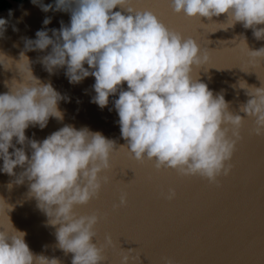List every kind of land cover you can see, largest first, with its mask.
<instances>
[{"label": "clouds", "instance_id": "1", "mask_svg": "<svg viewBox=\"0 0 264 264\" xmlns=\"http://www.w3.org/2000/svg\"><path fill=\"white\" fill-rule=\"evenodd\" d=\"M30 2L44 12H68L70 19L67 24L61 21L59 29L45 27L36 30L35 38L24 37V48L15 61L22 78H13L9 90L0 92V172L14 176L17 184L29 182V195L35 197L46 222L56 226L58 247L73 254L71 264H102V248L93 242L99 217L96 212L77 215L74 207L96 197L102 182L108 181L109 177L101 173L110 168L109 156L116 142L98 130L70 123L42 140L26 136L30 125L43 129L49 117L63 119L58 102L70 100L51 82H41L33 75L26 52L47 50L39 57L40 62L49 73L63 67L69 83L93 76L95 94L90 102L101 108L118 92L113 107L125 140L120 146H126L136 160L147 158L157 169L198 174L210 182L229 173L231 164L227 162L240 139L245 116L254 117L252 131L264 135V83L256 87L238 81L249 98L233 112L223 90L214 94L207 83L191 75L193 66L208 60V52L193 37L170 28L151 9L134 8L132 0ZM168 3L173 12L189 17L211 20L226 13L227 24L220 28L242 22L243 27L252 28L257 39H264V26L258 27L264 25V0ZM117 5L119 9L113 10ZM12 11L8 9L9 16ZM50 20L45 16L42 23L47 25ZM8 22L0 17V37ZM12 27L18 31L14 24ZM244 44L250 63L264 59V46L249 49L245 40ZM6 62L12 64V57L0 51V65L7 68ZM17 166L22 169L18 174L14 171ZM174 195L175 189L169 188L168 198ZM119 203H126L125 194L120 195ZM6 205L0 197V207L5 210ZM12 228L10 233L0 227V264H61L56 257L33 253L24 239L25 232ZM105 241L111 244L112 239L106 235ZM132 251L125 250L120 264H130ZM165 264L173 262L166 260Z\"/></svg>", "mask_w": 264, "mask_h": 264}, {"label": "water", "instance_id": "2", "mask_svg": "<svg viewBox=\"0 0 264 264\" xmlns=\"http://www.w3.org/2000/svg\"><path fill=\"white\" fill-rule=\"evenodd\" d=\"M5 1L9 6L0 10V17L9 22L0 37V51L12 57L13 63L6 62L7 68L0 65V92L9 90L13 78H22L15 61L24 48V37L35 38L36 30L45 27L59 29L61 21L67 24L70 19L68 12H44L30 0ZM50 2L44 0V3ZM132 5L137 9H151L170 28L184 37H193L208 52V60L193 66L191 75L207 83L214 94L223 90L231 111H239V105L249 98L238 81L244 80L256 87L264 83V70H257L260 78L251 70L244 44L245 40L249 49H257L264 46V39H257L252 28L243 27L242 22L220 28L227 24L226 13L211 20L189 17L173 12L168 0H132ZM8 9L13 10L11 16ZM117 9L119 5L113 10ZM45 16L51 17L47 25L42 23ZM13 24L18 31H13ZM46 52H26L33 75L41 82H51L70 100L58 102L63 119L49 117L43 129L30 125L25 129L26 136L42 140L70 123L77 128L87 126L98 130L116 142L109 156L110 168L101 173L109 177L108 181L102 182L96 197L74 207L77 215L96 212L99 217L94 225L93 242L99 247L103 245L102 254H108L102 264H120L126 249H133L129 253L130 264H165L166 260L173 264H264V135L252 131L254 117L245 116L242 121L240 139L227 162L231 169L227 175L218 176L217 181L210 182L198 174L183 175L173 168L157 169L154 161L147 158L138 161L126 146H120L125 140L120 135L119 117L113 107L118 92L109 96L106 106L99 107L90 102L95 94L91 87L95 78L89 75L79 83H69L63 67L49 73L39 60ZM259 62L264 65V59ZM123 87H127L126 82ZM25 151L30 154L27 145ZM124 167L135 169L136 175L130 168L124 173L118 172ZM14 171L18 174L22 169L17 166ZM14 180V176L0 172V197L9 204L5 210L0 207V227L10 233L14 231L12 225L23 230L33 253L71 264L73 254L58 247L56 226L46 222L47 217L38 208L35 197L29 195V182L17 184ZM169 188L175 189L171 199ZM122 193L126 195L124 204L119 203ZM102 214L106 215L102 217ZM106 235L112 239L110 250Z\"/></svg>", "mask_w": 264, "mask_h": 264}, {"label": "snow or ice", "instance_id": "3", "mask_svg": "<svg viewBox=\"0 0 264 264\" xmlns=\"http://www.w3.org/2000/svg\"><path fill=\"white\" fill-rule=\"evenodd\" d=\"M132 7H134L133 5H132ZM135 8V7H134ZM164 22V21H163ZM250 65H252V69L251 70H254V71H256V73H257V75H258V77H259V74H258V69H260V70H264V65H262L260 62H248ZM260 78V77H259ZM132 169V171H133V173H134V176L136 175V170L135 169H133V168H131V167H124V168H122L120 171H118V172H120V173H124V170L125 169ZM133 176V177H134ZM103 215H106V214H102V217H103ZM111 246H112V242H111V244H109V250L111 249ZM101 248H102V250H103V248H104V246L103 245H101ZM104 257H105V260H107L108 259V254H107V252H105V255H104Z\"/></svg>", "mask_w": 264, "mask_h": 264}, {"label": "trees", "instance_id": "4", "mask_svg": "<svg viewBox=\"0 0 264 264\" xmlns=\"http://www.w3.org/2000/svg\"><path fill=\"white\" fill-rule=\"evenodd\" d=\"M16 1H23V0H16ZM9 4L5 0H0V10L7 8Z\"/></svg>", "mask_w": 264, "mask_h": 264}]
</instances>
